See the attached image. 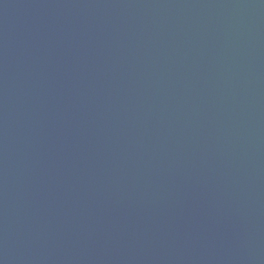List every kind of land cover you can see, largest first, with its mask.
Listing matches in <instances>:
<instances>
[{"label": "water", "instance_id": "water-1", "mask_svg": "<svg viewBox=\"0 0 264 264\" xmlns=\"http://www.w3.org/2000/svg\"><path fill=\"white\" fill-rule=\"evenodd\" d=\"M0 264H264V0H0Z\"/></svg>", "mask_w": 264, "mask_h": 264}]
</instances>
